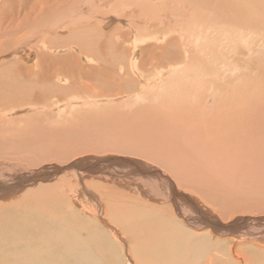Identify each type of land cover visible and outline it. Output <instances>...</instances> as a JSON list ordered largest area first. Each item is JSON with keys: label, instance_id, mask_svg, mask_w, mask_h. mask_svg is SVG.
I'll list each match as a JSON object with an SVG mask.
<instances>
[{"label": "rangeland", "instance_id": "rangeland-1", "mask_svg": "<svg viewBox=\"0 0 264 264\" xmlns=\"http://www.w3.org/2000/svg\"><path fill=\"white\" fill-rule=\"evenodd\" d=\"M3 1L2 0L0 1V3H1L0 4V28L3 27L2 30H0V37H2V38H0V45L7 42V39L10 38L8 36V33H10V32L16 33V31H17L16 36L14 33V36L12 39H14L13 43H15V44L19 43V45H17V47L14 45V46H11V48L8 47L6 50L5 49L3 50V54L0 55V63L1 64L8 63L9 61H13V60L20 61V60H24L26 58L28 64L33 65V63H36L38 61L39 56H41L40 51H42V54L49 56L51 58L52 57L55 58L56 55H58V54H60V57H63V56L67 57L69 55H74L78 58V60L82 64L93 65V59L90 58V56L82 50L81 46L77 43L71 42L73 40H78V39L72 38V40H67L66 38L68 36L70 37L71 32L69 31V29L73 28V29L77 30L80 28L81 29L93 28L95 26L94 24H96L97 27L96 26L95 27L98 30L99 34H103L102 31L109 32L112 30H116V33L114 35L115 38H113V39H114V42L118 46H121V45L123 46L122 50L120 52L122 54V56L118 60L114 59V61L108 63L107 66L110 67L114 63L116 65L115 74L117 76H119V78L122 79V81H123L122 85H125V86L130 85L129 87L128 86L126 87V88H130V89L128 92H127V90H125L123 94L107 95V96L102 95L101 97L100 96L98 97V95L95 96V94H91V93L87 92L85 94L86 99H84L83 94H80L79 97H78V94H72V90H70L71 85L69 84L70 78L67 75L58 74L56 76H53L52 84H54L53 83L54 81L56 84L58 83L57 86L59 85L58 86L59 90L56 91L55 89H50L52 91L51 93L53 95L60 93V97L51 98L54 101V104H53V101L51 99L48 100L45 97L47 99L46 104L44 103L45 101L43 102L45 105H43L42 102L37 104L38 106H40L39 104H42L41 107H38L35 104L36 106L32 105V106H29V108H28L27 106L25 107V105L23 104L24 106L19 105L18 108L16 109V111H13V113L17 112L18 114L12 113V115L10 114L11 115L10 116L9 111L7 112V115L2 114V116H4L2 118V120L4 121L7 119V121H4L3 124H0V134H1L0 135L1 136L0 137V147H2V148H0V161H1L0 162V185L2 186V187L0 186V196H1L0 197V215L10 212V210H8L6 208L7 206H10L12 204L13 205H20L27 198H29V199L33 198V195H35V193L37 194V198L41 197L43 194V192H42L43 189H48V190L50 189L49 191L51 192V190H52V192L51 193L49 192V195L52 197H55L57 203L61 204V200L65 201L64 204H61L60 211L64 212L65 214H68V217L65 218L66 226L68 229L73 231V228H77L78 229V235L80 234L79 230L81 231L83 229V231H82L83 233L81 232V235L85 236L86 238H90L91 240H92L91 237H93L92 241L94 243H96V240L98 237H100V239L104 243H106V241L108 243H110L109 245L112 247V253H113V260L110 262L111 264H142V262H141L142 257H140L139 262H138V258L134 257V254L132 253V248H133L134 244L131 242H133L135 239L139 238L140 240L137 241V243L138 244H145L143 237H145L146 233L149 232V229H150L149 227L145 228V226H146V224H150V223H161V226L159 228H156L157 226L154 227V229L151 228V231L154 230L155 232H156V230L157 231L159 230L158 232H160V230H162L164 228H175V224H176V227H180V228L185 229V230L189 229L188 231L194 235L196 234V232H200L198 234H207V233L211 232L216 240H223L224 241L223 244L226 246L224 248V250H226V248L227 249L229 248V244L227 243V241H230V245L234 247L232 249L236 250L238 248V251L242 250L245 252L248 247H252V248H254V252L260 253L259 258H258V264H262L261 258H263V257H261V252H260V250H261L260 247H264V213L262 212V210L254 208V209H252L253 211L250 210L249 212H245V213L236 212V213L230 215L226 219H224L223 216L221 218L219 212H217V211L215 212V210L211 207V205L209 203L206 202V204H205L204 201L201 200L202 197H199V196L195 195L194 193H189V191H185L183 188H179L178 183L175 180V178L172 176V174L167 169L163 168L160 164L153 163L146 158H138V156L129 155L128 153H124V152L120 153V151H118L120 149L116 148L117 145H115L114 139L109 138V137H103L104 138L103 141L99 140L97 142L98 139L96 140L95 138H93L94 139V141H93V139H92L93 136L91 137L90 133H92L94 130L99 131L103 127L102 124L106 120V114H104L105 115L104 116L103 112H109V113L117 112V113H123V114L125 113V115H126V116H124L123 114H121V116H120V114H119L120 117H118L117 116L118 114L117 115L115 114L116 117H115V119H113L114 121H112L111 124H109L110 127L119 126V124L118 125L116 124L117 123L116 121L119 118L121 119V120H119L121 126H123L124 122H126V124H130L131 121H133V120L139 121V118H142L141 120H144V119L152 118L153 116L154 117L157 116V117L162 118V119L170 118L173 121H174V118H176L175 114H173L169 110V108L166 106V104L164 102H162L161 99H159V97H161L162 95H161V93H159L160 91H159L158 79L161 78V76H162V78L167 77L171 81V82L170 81L167 82L168 84L164 90V93L166 94V92H167L166 90H167L169 84L170 85L177 84L176 83L177 78L178 77L180 78V75L182 74L180 72V69L177 67H174V66L167 69V65L164 64L162 61H156V62H152V63H151V61L148 62V58L143 57L142 53H141L143 48L150 46V45H153L157 48H163L165 45L169 46L171 44L167 41L161 42L160 40H156L155 38L147 37L148 32H149L148 35L154 34L153 31L155 32V30H153L152 28L155 26H158V29L156 32H159V31L168 30L172 25V27L170 29H173V31H171L173 36L171 35V37L175 41V43H173V45L171 46L172 52L175 48L184 50V52H187L188 50H190L192 48L191 49L192 52H194L199 58L196 60H200L202 63H206V64L211 65V68L214 70L213 72H215L216 70L219 69L218 72L220 73L222 78L227 79V80H231V83L234 86V87H232V90L236 89V90H234L236 92L235 94L240 95V93H242V90H243L242 88L244 86H245L244 88H247L248 90L253 91V92H248L250 94V100L252 101V97H255L257 99L255 104L258 105L259 109H262L264 107V104H263L264 100L260 99L259 93H261V91H264V88L262 87L264 85L261 83L264 80V73H263L264 72V35L257 33V35H256V36H258V38H257L252 32H250L249 29H247V30L245 29V31H243V30L238 29V28L236 29L233 26H237V25H235V23L239 22V18L235 17V16L237 14H240L241 11H243V10H241V9H243V6H241V5L248 3V2H252L254 4V7L252 9L253 13L251 15V20H252V22L253 21L257 22V20H259L260 16H261V14L259 12L263 13V16H264V12H263L264 11V0H254V1H252V0H242V1H240V0H237V1L221 0L220 1V0H218V2L219 1L221 3L223 2L221 5H220V2L217 4H216V2L214 3V5H218V6H214L213 4L211 5V3L208 1L205 8L202 7V1H200V0H196V2H193V3L189 2L188 0H182V1H184L183 3H182V1L179 2V0H152L151 2L145 0L147 2L145 5L139 3L138 2L139 0H125L123 10H121V11H113L108 6H106L107 7L106 8L105 5L109 4V2H110L109 0H108L109 2L106 0V3H104L105 2L104 0L98 1L99 3L103 2L102 3L103 5L97 4L98 2H94L97 4V5H95L93 3V1H92V3H91V1H89L90 3L89 2L86 3L87 6H84V5H86L85 0H83V1L78 0L79 4L77 3L78 2L77 0H74L75 2L73 0H70L71 2L66 3L67 5H63L64 7L61 6V8H60V10L65 9L66 12L69 10L68 13H70V14L68 15L66 12H64V10H63V12L61 10V12L58 13L57 17H61L60 20L62 21V27L59 26L61 28H57V26H58L57 25L55 28L50 29L52 31L51 36H48V38H46V40H43L44 39L43 36L46 33L47 34L49 33L48 29L51 27L48 24L49 23L53 24L52 23L53 15H52L51 11H45V12L38 13L39 10L37 8H35L29 16H30V20L34 19L31 22V25H32V23L35 24V22H36V24L31 28H29L28 26L27 27L25 26L26 28L24 30H21L20 28L17 27L18 22L23 20L25 18L26 14H28L30 6L32 4L35 5V4L39 3V0H28V1L26 0L25 1L26 5L21 3V2H24L23 0H20V1L19 0H17V1L13 0V2H17V5L19 4L18 6L13 2L11 3L12 0L11 1L6 0L4 2ZM45 1L46 0H44L42 3L45 4ZM72 2H74V4ZM233 2L234 3L236 2V5L234 6L235 8L229 10L230 9L229 7L233 6V4H234ZM2 3H3V5H2ZM81 3L83 5V7H82ZM119 3H121V5H122V2H119ZM181 3L185 6L182 7L183 5ZM27 4H29L28 5L29 7L27 6ZM227 4H228V7L225 6ZM237 4H239V6H237ZM1 5H2V7H1ZM94 5L96 6V8ZM25 6H26V8H25ZM92 6H94V7H92ZM118 6L121 7L119 4H118ZM18 7H20L21 9ZM81 7L83 8V10L81 9ZM102 7H104V8H102ZM221 7H222V9H224V10H222L223 12H221V10H220ZM32 8H34V7H32ZM105 8L109 11V13H107L108 11H106ZM184 8L186 10H184ZM187 8H188V10H187ZM225 8L226 9L229 8L228 12L230 11L233 14V16L230 15V17L231 16L232 17L231 18L229 17V19H228V15L231 13L230 12L228 13ZM103 9L105 11H103ZM237 9H240L241 11L237 10ZM255 9L258 12L254 13ZM78 10L80 12L81 11L82 12L79 13ZM100 10L103 12H106V13L103 14V12H101ZM98 11L102 14V16ZM72 12L74 14L78 13L77 16H79V14H80L78 19H80V20L84 19L90 25L88 27H86V25H85L86 21H85L83 23H80L78 25V27H75L78 19L76 17V14L73 16ZM7 13H9V14H7ZM71 13H72V16H71ZM110 13H112V14H110ZM226 13H228V15ZM53 14L57 15L55 12ZM82 14L83 15L85 14L84 17L81 16ZM211 14H213V15H211ZM258 14H260V15H258ZM19 15H20V18H18ZM47 15H49L51 17H46ZM89 15H91V17ZM103 15H105V16H103ZM201 16H203V18L201 19L202 23L200 21H198ZM254 16H257V17H254ZM92 17H94V18H92ZM143 17H146V18H143ZM163 17H167V19L165 20V22L162 23L159 19H161ZM258 17H259V19H258ZM86 18L89 20H87ZM223 18H227V19H225V21H224ZM194 19H196L195 22L193 21ZM4 20L6 21V24L3 23ZM14 20H15V22H14ZM39 20L41 21L40 23L37 22ZM92 20H94V21H92ZM106 20H109V21L112 20V21H110V24H108V25H103L102 23H104ZM7 21H9V22H7ZM75 21H76V23H75ZM10 22H11V24H13V27L10 24ZM45 22H46V25H43V24H45ZM91 22H92V24H91ZM192 22H194V23H192ZM259 22H261L260 26H262V28H263V30L261 28V29H259V31L263 32V34H264V27H263L264 24L262 22V17L259 20ZM7 24H9V25L7 26ZM5 25H6V28H4ZM36 25L41 26V27L38 28ZM59 25H61V24H59ZM42 26H47L48 29H43ZM228 26H231V27H228ZM258 26H259V23H258ZM35 27H37L38 29ZM67 28H69V29H67ZM14 29L16 31H13ZM134 29H135V31H137L134 35L139 37V40H141V38H142V40L141 41L138 40L137 43H135V41H133V37L132 38L130 37L131 34H133L132 31H134ZM30 30H32V32H29ZM150 30H151V32H150ZM6 31H8V32H6ZM44 31H46V32H44ZM1 32H3V34ZM68 32H69V34H68ZM27 34L28 35L30 34L32 37L30 35L27 36ZM38 34H39V36H41V38L38 36ZM124 34L129 35L128 39L126 38L127 40H125V41H123V39H122ZM53 35H55V36H53ZM6 36H7V38H6ZM29 37L32 39V42H31V39ZM97 37L100 38V40L103 39V36L96 35V38H95L96 45H97V42H99V40H97ZM168 37H170V36H168ZM19 38H20V40H19ZM27 38H28V40H27ZM60 38H61V40H60ZM33 39H35L36 42ZM188 39H190V42H194L196 39H198V42H194V44L188 43V45H190L188 47V46H186ZM41 40H43V41L41 42ZM177 40L179 42H182V44H178ZM11 41H10V43H12ZM61 41H64V42L61 43ZM85 41L86 40H84L83 43ZM201 41H202V43H200ZM48 42H49V44H48ZM23 43H25V44L27 43V46L20 48ZM33 43H34V45H33ZM54 43L56 44L55 46H53ZM42 44H45V45L47 44V45L42 46ZM176 46H178V48ZM44 47L46 49H43ZM36 48H38V49H36ZM94 48L96 49L97 47H94ZM17 49H19L18 52H21L20 54L18 52L15 53V51ZM56 51L58 52V54ZM67 51H68V53H65ZM111 51H112L111 48H108V52H111ZM136 51H137V53H136ZM11 52H13V53H11ZM10 53H11V55L9 57ZM27 53H29L30 55ZM126 55H127V57H126ZM1 56L4 58H2ZM57 57H59V55ZM129 57H130V59H129ZM85 58H87V61H85ZM110 58H111V56H110ZM134 58H135V60H133ZM229 60H231V61H229ZM144 61H146V62H144ZM136 62L138 65L136 64ZM227 62H228V66L226 64ZM140 65H142L141 71H140L141 68H138ZM250 65H252V66H250ZM253 65H255V66H253ZM134 67H136L137 69ZM145 67L147 69H145ZM179 67L181 68L182 66H179ZM250 67H251V69H250ZM172 68H174V70L169 71ZM175 68H177V70ZM255 68H256V73L254 72L255 74L253 76H251V77H253L252 80H249L250 77H248V75H249L248 72L251 71L252 69H255ZM36 69L38 70V68H36ZM152 74H153V77H152L153 81H151L149 84H147L145 82V80L148 76L150 77ZM30 75H31V73H29L25 79L34 80L36 77L35 74L33 76L32 75L30 76ZM58 77H60V78H58ZM173 77H175V78L173 79ZM185 77H186V75L184 76V78ZM246 78H248V79H246ZM35 80H37V79H35ZM64 80H66V81L69 80V81L64 83ZM250 81H253L254 84H256V86L258 87L257 90L255 89L257 94L254 91L253 86L251 88L246 87V85H248L250 83ZM90 85L95 86V82L94 83L91 82ZM164 86L165 85H163L162 89L164 88ZM99 88L102 89L103 87H99ZM15 89L16 88L14 86L10 87L9 88L10 93ZM146 91H147L148 95H146ZM54 92H56V93H54ZM40 94H42V96H50L51 95V94L49 95V94L45 93L43 90H41L39 92V95ZM172 94H171L170 100L175 99V97H176L174 92ZM72 95H74V97ZM89 95H91V96H89ZM144 95H146V97H144ZM80 97L83 100L80 99ZM110 98H111V100H109ZM61 99H63V100H61ZM47 101L50 102V103L48 102L50 105V108H49ZM51 101H52L53 105H51ZM55 101L57 104L55 103ZM142 101H144V102H142ZM123 102H124V104H123ZM58 104H60V105H58ZM159 104H160V106H159ZM54 105L56 107H58V106L59 107L54 108L55 107ZM89 105H90V107H89ZM102 107L104 109H102ZM13 108H16V107H13ZM22 108H23V110H22ZM25 108L26 109L28 108V109L25 110ZM31 108H37V109L33 110ZM95 108H96V110H95ZM144 108H146V109H144ZM249 108H251V107H249ZM42 109H44V110L42 111ZM157 109H158V111H157ZM32 110L34 112H32ZM98 110H99V114L101 113L100 111H102L101 117L98 115V112H96ZM91 111H92V114L96 113L97 117L99 116L98 117L99 120L96 117L97 122H95L96 121L95 120L96 114H95V116L94 115H92V116L88 115V113H90ZM133 111L134 112L138 111V112H135L136 113V115H135V113H133ZM81 112H83L84 114L83 113L81 114ZM144 112L149 113V114H146V113L143 114ZM131 113L134 115H132ZM150 113H151V117H150ZM26 114H28V115H26ZM76 114L77 115L80 114L79 116H81V117L85 116V117L81 118L83 120V123L81 122L80 117L78 118V116ZM85 114L88 115L87 117L90 116L91 118L90 117L87 118ZM139 114L142 115L143 117H146V118L143 119V117L139 116ZM16 116L19 118H15ZM20 116H22L23 118L21 119ZM25 116H28V117H25ZM147 116H148V118H147ZM5 117H6V119H5ZM92 117L94 118V120ZM135 117H137V118H135ZM154 117L152 118L153 122L155 120ZM17 119H19L18 120L19 123H18ZM43 119H44V121H43ZM76 119H78L79 121ZM150 121H148V122L153 123L152 120H150ZM79 122H81V123H79ZM121 122H123V123L121 124ZM156 122H157V120H155V123ZM97 123L100 124V125L98 124V129L95 127L97 125ZM6 124H8V125H6ZM134 124H135V122H134ZM134 124H132V126H134ZM75 125H78V126H76L78 129L75 127ZM142 125H143V123H142ZM142 125H140L139 127H136L135 129L136 130L139 129V130H137L138 132L141 131L142 130L141 127L143 128ZM21 126H23V127H21ZM83 126L87 127V128H85L84 132H83V128H81ZM79 127L82 130H80ZM24 128H27L28 130L25 129V131H23ZM17 129H19V130H17ZM34 129H36V130H34ZM68 129H69V131H68ZM71 129H72V134H75V135H73L74 137L71 134ZM37 130H38V132H36ZM136 130L134 132L137 133ZM27 131H29V132H27ZM31 131H33L34 133ZM14 132H16V133H14ZM18 132L20 133L21 138L29 139L28 141H30V142L27 143V146L30 145V148L29 147L25 148L27 141H25V142L22 141V143H25L23 149L20 147V145L22 143H21V141H19V140H21V138H19ZM141 132L143 133L144 131H141ZM141 132H139V133L141 134ZM38 133H39V135L43 134L42 139L39 136L37 138L36 135ZM68 133L71 135H68ZM139 133H137V134H139ZM26 134H29L28 137H26L27 136ZM55 134H56V136H55ZM85 134H86V136H88L87 139L84 138ZM8 135H10V136H8ZM21 135H23L25 137H23ZM5 136H8L7 137L8 139H6ZM57 136L59 137V139H57L58 138ZM75 136L76 137L79 136V138L78 137L76 138ZM81 136H83V137H81ZM3 137H4V139H2ZM15 137L16 138L18 137L19 139L16 140ZM30 137H32V138H30ZM43 137H44V140H43ZM47 137H49V138H47ZM62 137H63V140H62ZM10 138H11V140H10ZM36 138L38 140L39 139L40 140L37 141ZM25 139H22V140H25ZM73 140H76V141H73ZM11 141H13V142H11ZM43 141L45 142V145H44ZM40 142H42V143H40ZM64 142H65V144H64ZM70 142H72L73 144ZM77 142H78V146L76 144ZM87 143H88V145H87ZM106 143H107V145H106ZM10 144L11 145L13 144V145L11 146ZM15 144H16V146L19 145L18 146L19 148L17 147L18 151L16 150L17 148L15 149V146H14ZM34 144L35 145L37 144V146L35 147ZM74 144L76 145V148H75ZM31 145H32V147H31ZM89 146L90 147L92 146V147L90 148ZM6 148H7V150H6ZM31 148L33 149V151L30 150ZM36 148H37V150H35ZM66 148H67V150H66ZM73 148L75 150H73ZM19 149H22V150H19ZM24 149H26V151ZM12 150H13V153L17 152L18 154L17 153L11 154ZM38 150H41L44 153L45 156L43 155L42 152H40L42 157H54V155H55V157L61 156V158H62V157H69L70 155L71 156L69 157V160H67V161L65 160L63 162L61 160H59L61 158H58V159L43 158L41 160V159H38V155H37L39 153ZM68 150H69V152L73 151V153L68 154L69 153ZM19 151H22V152L25 151V153L24 152L21 153ZM36 151H38L37 154H36ZM33 152L35 153V155ZM76 152L78 154L79 153H81V154L77 155ZM114 152H116V154ZM27 153H28V155H27ZM40 153H39V157H41ZM46 154H48V156H46ZM9 155H11V156H9ZM13 155H15V156H13ZM33 155L36 157H34ZM28 156L31 157L30 159H33V161L39 160L38 163H40V164L42 163V164L39 166L38 165L31 166L32 165L30 163L31 160L30 159H29L30 161L28 160V158H29ZM23 157H25V158H23ZM26 157H28V158H26ZM206 158H208V157H206ZM45 159H47V160H45ZM62 159H64V158H62ZM27 160H28L29 164H31V165H29L26 162ZM202 161L206 164L211 163V161H206V160H202ZM13 163H15V164H13ZM120 169L121 170L123 169L122 170L123 172ZM157 170L158 171L161 170L162 172H164V174L166 176L169 175L171 177V179L176 182V184H175V182L173 181L174 187L176 188V192H178L182 197L188 198V200L190 197H192L194 202H196L200 208H203V210L205 212V219L208 221V223L211 222L210 225H212V228L210 225H206L208 228H205L202 230H197V229H201L202 226H198V225L194 226L195 224L192 223V219L190 217L188 218L186 214L184 216H182L183 215L182 211L180 212V214H179L178 209L176 211L177 214L172 212V210L169 206L171 204L175 205V203L173 202V198H171V196H169V200H167L164 195H162V196L160 195V193H163V192L159 191L160 183L163 182V179L157 178V177H159V173ZM131 171H132V173H131ZM113 173H115L116 175ZM75 175L76 176L80 175L79 177H82V178L75 177ZM73 177H75V178L73 179ZM135 177H137V179L134 180ZM159 181H161V182H159ZM162 187H164L166 189L165 185H162ZM162 187H160V188H162ZM54 188H57L61 193L67 192L68 195L67 194H65V195L69 196V198L66 197L63 199L62 197H60V198L56 197L57 194L53 192ZM8 189H11V190L8 191ZM168 189H169V186L167 185L166 190H168ZM135 190L138 191V196H136ZM165 193H167V192H165ZM152 194L161 196L164 200H158V201L166 202V203H163L165 206L163 207V205H161L162 202H156L155 203L156 200L151 198ZM183 194H186V195H183ZM59 195L62 196V194H59ZM133 196L136 197L137 199L138 198L140 199V201H139V199L137 200L140 205L138 204V206H137L136 204L129 202V200H127L129 197H133ZM22 200H23V202H22ZM181 201L184 202V200H181ZM181 201L179 200L181 207H180L179 202H176L175 206L177 208H179V207L184 208V205L182 204ZM145 204L155 205V207L157 209L155 207H151V206H148ZM166 205L169 209L166 207ZM189 206L191 207V204ZM194 206L195 205H193V207ZM4 207L6 208V210H4ZM162 207L164 209H162ZM204 207H205V209H204ZM161 209L167 213L169 212L168 213L169 215H167V213H165V215H161V213H162ZM166 210H168V211H166ZM155 212H157V213H155ZM37 213L38 212H36V215H35L36 218L39 217L37 215ZM151 213H153V214L151 215ZM170 213H172V215ZM115 215L119 219L123 220V222H121V223L120 222H117V223L114 222L112 218L115 217ZM166 215H167V217H166ZM126 218H127V220H126V222H124V220ZM157 220H159V221H157ZM215 220H216V224L218 223V225H219V226L216 225V227H217L216 229H214V227H213L215 225ZM160 221H162V222H160ZM86 225H87V227H86ZM59 227H60L59 230L62 231V226H59ZM143 228H144L145 232H144ZM115 229L118 231V233H117V231H115ZM93 230H94L93 236H90L89 234ZM49 232H51V231H49ZM48 233H46V235ZM178 233H181L182 237H186L181 241V246L183 245L182 242L185 241L186 239H188L186 241L187 242L189 241L188 243H190V245L193 248H190V250H188V252H187V249H185L183 247V250H181L180 255H178V257H180V258L178 259V257H177V259H176V261L179 260V261H177L176 264L180 263V261L182 262L180 264H206L207 263L206 261H209V259H208L209 256L211 258L212 255H210V253L207 252L206 250H204V251L202 250L203 248L201 247V245H202L201 242L199 240H198L199 241L198 242L195 238L192 237L193 235H191V234L188 235V233H184L181 231H178ZM150 234H152V233H150ZM217 238H219V239H217ZM153 239H155V237L152 238L151 240H153ZM41 240L44 241L45 238H41ZM204 240L206 242L210 241L208 236ZM186 241L184 244H187ZM212 243L218 245L215 240H212ZM38 244L40 246V249L37 248ZM56 244L58 245V247L60 245H63V244L66 245V241L65 242L60 241ZM196 244H197V246H196ZM242 244H245L244 246L246 248ZM131 246H132V248H131ZM62 247L63 246H61V248H58L55 250V249H52V248H55V245H51V244L47 245L44 243H34V251L35 252H38L40 250L43 251V249H44V251L46 250L45 255H52V256H55L57 258H62L60 253H59V251L62 249ZM199 247L202 248V249L200 248L201 251H198ZM195 248L198 249V250H196L197 252L195 251ZM255 248H257V249L259 248L260 250L259 249L256 250ZM192 249H194V250H192ZM209 251L212 253L211 245H210ZM98 252H99V255H102V257H103V256H106V252H107V255L109 256V254L111 253V250H106V252L105 251H102V252L98 251ZM4 254H5L4 252H0V264H4V263L8 262L12 258V255H9V254H8L9 257L6 258V256ZM156 255H157V258L159 259L160 254L157 253ZM193 255H195V256H193ZM188 256H189V258H188ZM65 257H67V256H65ZM165 258H168V256H166ZM187 258L189 259L188 261H187ZM98 259H100V258H98ZM104 259H106V258L104 257ZM170 260H171L170 263H172V259H170ZM184 260H185V262H184ZM227 260H228V264H233L230 262L229 259H227ZM236 260L240 261L242 259H239L236 257ZM165 261H169V260H165ZM65 262L67 264H72V263H69L67 261V259ZM148 264H149V262H148ZM240 264H247V263H245V261H242V263H240Z\"/></svg>", "mask_w": 264, "mask_h": 264}, {"label": "bare ground", "instance_id": "bare-ground-1", "mask_svg": "<svg viewBox=\"0 0 264 264\" xmlns=\"http://www.w3.org/2000/svg\"><path fill=\"white\" fill-rule=\"evenodd\" d=\"M4 1H6V0H4ZM23 1L24 2H21V3L26 5V3H25L26 0H23ZM43 1L44 0H39V3H37L35 5L32 4L30 6L29 12H28V14H26L25 18L19 22L17 21L18 22L17 27L20 28L21 30H24L27 26L29 28H31L36 24V22H35V24L32 23V25H31V22L34 19L30 20V16H29L35 8H37L39 10L38 13L45 12V11H51L52 15H53V21H52L53 24H51V23L48 24V25H50L51 28L48 29L47 26H42L43 29L49 30V33L48 34L46 33L43 36V38H44L43 40H46V38H48V36H51L52 31L50 29L55 28L57 25H58L57 28L62 27V21L60 20L61 17H57L58 13L61 12V10H62V9L60 10L61 6L64 7L63 5H67L66 3L71 2V1L70 0H46L45 4L42 3ZM85 1H86L85 2V4H86L89 1H91V3L93 1V3H94V2L101 1V0H85ZM104 1H105L104 3H106V0H104ZM109 1H108L109 4L105 5V7L108 6L113 11L123 10L125 0H109ZM147 1L151 2L152 0H147ZM181 1L182 0H179V2H181ZM188 1L192 2V3L196 2V0H188ZM200 1H202V7L205 8L208 1L211 3V5L212 4L214 5L215 2L217 4L221 0L219 2H218V0H200ZM232 1H237V0H232ZM240 1H242V0H240ZM252 1H254V0H252ZM12 2H13V0L11 1V3ZM74 2H72V3L74 4ZM119 2H122V5ZM138 2L141 4H144V5L147 3L145 0H139ZM183 2L184 1H182V3ZM13 3H15L17 5V2H13ZM77 3L79 4V1ZM102 3L103 2H101V3L98 2L97 4H102ZM222 3L220 2V5ZM29 4H27V6ZM94 4L97 5L96 3H94ZM118 4L121 7H119ZM2 5H3V3H2ZM2 5H1V7H2ZM81 5H82V3H81ZM235 5H236V2L233 4V6L229 7L230 9L229 8L228 9L231 10V9L235 8L234 7ZM84 6H87V4ZM94 6H92V7H94ZM184 6L185 5H183L182 7H184ZM214 6H218V5H214ZM225 6L228 7V4ZM237 6H239V4H237ZM241 6H243V9H241L243 11H241L240 9H237V10H240L241 13L237 14L236 16L234 15L235 17L239 18V22L235 23V25H237V26H233L232 24L231 25L234 28H236V29L238 28V29H241L243 31H245V29L246 30L249 29L250 32H252L255 36L257 35V33L264 35L263 32L259 31V29L262 28V26H260L261 22H259L261 17H262V22L264 24L263 13L259 12L261 14L260 19L258 17L259 20H257V22L253 21L254 22L253 23L251 20V15L253 13L252 9L254 7V4L252 2H248V3H245ZM32 7H34V8H32ZM82 7H83V5H82ZM82 7H81V9L83 10ZM18 8H20V7H18ZM25 8H26V6H25ZM95 8H96V6H95ZM102 8H104V7H102ZM228 9H226L227 12H228ZM63 10H64V12H66L65 9H63ZM63 10H62V12H63ZM184 10H186V9L184 8ZM187 10H188V8H187ZM220 10H221V12H223L222 10H224V9H222V7H221ZM68 11L66 13L69 15L70 13H68ZM103 11H105V10L103 9ZM103 11H101V12H103ZM106 11H108V10L106 9ZM54 12L57 15H54L53 14ZM81 12L79 11V13H81ZM255 12H258V11H256V9H255L254 13ZM72 13H71V16H72ZM104 13H106V12H103V14ZM107 13H109V11ZM228 13H226V14L228 15ZM230 13L231 14L228 15V19H229L230 15L233 16L232 12H230ZM7 14H9V13H7ZM75 14H76V17L78 19L80 14H79V16H77L78 13H75ZM75 14L73 13V16ZM110 14H112V13H110ZM260 14H258V15H260ZM84 15L82 14L81 16L84 17ZM211 15H213V14H211ZM89 16L91 17V15H89ZM101 16H102V14H101ZM103 16H105V15H103ZM257 16H254V17H257ZM46 17H51V16L47 15ZM18 18H20V15ZM92 18H94V17H92ZM143 18H146V17H143ZM202 18H203V16H201L198 20L201 23H202V21H201ZM166 19H167V17H163L159 20L163 23V22H165ZM223 19L225 21V19H227V18H223ZM87 20H89V19H87ZM195 20L196 19H194L193 21L195 22ZM4 21H3V23L6 24V21L5 22ZM85 21L86 20H84V19H81V20L78 19L77 23L75 21V23H76L75 27H78V25L80 23H83ZM92 21H94V20H92ZM110 21H112V20H110ZM110 21L106 20L102 24L108 25V24H110ZM7 22H9V21H7ZM14 22H15V20H14ZM37 22L40 23L41 21L39 20ZM194 22H192V23H194ZM258 23H259V26H258ZM10 24H11V22H10ZM59 24H61V25H59ZM91 24H92V22H91ZM8 25L9 24H7V26ZM11 25L13 27V24H11ZM43 25H46V22ZM85 25H86V27H88L90 24L86 21ZM94 25L96 26V24H94ZM59 26H61V27H59ZM37 27L39 28L41 26H37ZM37 27H35V28H37ZM94 27L93 28H83V29L80 28L77 30H75L73 28L72 29L67 28V29H69L71 34H70V37L68 36L66 38L67 40H72V38L78 39V40H73L71 42L77 43L81 46L82 50L86 54H88L90 56V58L93 59V65L82 64L78 60V58L74 55L68 54L69 56H67V57L66 56L60 57V54H58V52H57L58 50L56 52L59 55V57H57L58 55H56L55 58H53V57L51 58L49 56H46V55L42 54V51L39 50L41 53L40 54L41 56H39L38 61L36 63H33V65L28 64L26 58L25 59L23 58L24 60H20V61L13 60V61H9L8 63H4V64L0 63V124H3L4 121H7L6 117H5L6 120H4V121L2 120V118L4 117V116H2V114L7 115V112L9 111L10 112L9 115L10 114L12 115L13 111H16V109L18 108L19 105L24 104L25 107L27 106L28 108H29V106H32V105L34 106L35 104L37 105L38 103H41V102L43 105H45L47 99L49 100V99L54 98V97H60V93L53 95L51 93L52 91L50 90V89H55L56 91L59 90V87H58L59 85L57 86L58 83L56 84L54 81L53 82L54 84H52L53 76H56L58 74L67 75L70 78L69 84L71 85L70 90H72V94H78V97L80 96V94H83L84 99H86L85 94L87 92L91 93V94H95V96L98 95V97L99 96L101 97L102 95H106V96L107 95H119V94H123L125 90H127V92L129 91L130 88H126V87L127 86L129 87L130 85H127V86L122 85L123 84L122 79L119 78V76H117L115 74L116 65L113 63L112 66H110V67L107 66L108 63L114 61V59L118 60L122 56V54L120 52H121L123 46L121 44H120L121 46H118L114 42V39H113V38H115L114 35L116 33V30H112L109 32L102 31L103 34H99L98 30L96 29L97 26L95 28ZM171 27H172V25H171ZM228 27H231V26H228ZM2 28H0V30H2ZM4 28H6V25L4 26ZM170 28L168 30H165V31L156 32L158 29V26H155L152 29L155 30L156 33L154 31H153L154 34L148 35L149 32L147 33V37L155 38L156 40H160L161 42L167 41V42L171 43L169 46L165 45L163 48H157L153 45H150V46L143 48L141 53H142L143 57L148 58V62L151 61V63H152V62H156V61H162L164 64L167 65V69L174 66V67L179 68L180 72L182 73L180 75V78L177 76L178 77L177 81H176L177 84H175V85L169 84V86L166 90L167 91L166 94L164 93V90L168 84L167 82L170 81L169 78H167V77L162 78V76H161V78L158 79L159 91H160L159 93H161V95H162L161 97H159V99H161V101L166 104V106L169 108V110L173 114H175L176 118H174V121L170 118H168L169 119L168 120V119L159 118L157 116L156 117L153 116L155 118V120H157V122L155 123V120L153 122V119H152L153 117L149 118V119H144L146 117H143L142 115H140L142 113L141 112L139 114V116L143 117L144 120H141L142 118L138 117L139 121L133 120V121H131L130 124H126V122H124V123L121 122V124L123 123V126H121L120 121H119L121 119L119 118L116 121L117 122L116 124L117 125L119 124V126L110 127L109 124H111V122L114 121L113 119H115L116 115L118 114L117 116L120 117L121 114H123V113L113 112L114 113L113 114V113H109V112H103V115L106 114V120L102 124L103 127L99 131L94 130L92 133H90L91 132L90 131L89 132L90 136L91 137L93 136L92 139L93 138H95L96 140L98 139L97 142L99 140L103 141L104 140L103 137L112 138L115 141V145H117L116 148L120 149V150H118V151H120V153L121 152L128 153L129 155L138 156V158H146L153 163L160 164L163 168L167 169L172 174V176L177 181L179 188H183L185 191H189V193H194L195 195L202 197L201 200L204 201L205 204H206V202L209 203L211 205V207L215 210V212L216 211L219 212L221 218L223 216L224 219H226L230 215H232L236 212L245 213V212H249L250 210H252L254 208L262 210V212L264 213V211H263L264 210V107L262 109L258 108V105L255 104V102L257 101V99L255 97H252V101L250 100V94L248 92H253V91H250L247 88H244L245 86L242 88L243 90H242V93H240V95L235 94L236 92L234 90H236V89L232 90V87H234V86L231 83V80H227V79L222 78V76L218 72L219 69L218 70L215 69L216 71L213 72L214 70L211 68V65L206 64V63H202L200 60H196L199 58L194 52H192V50H191L192 48L190 50H188L187 52H184V50L175 48L172 52L171 46L173 45V43H175V41L171 37V35H172L171 31H173V29H170ZM135 29H134V31H132L133 34H131L130 37L131 38L133 37V41H135V43H137V41L139 40V37L134 35L137 32V31H135ZM262 30H263V28H262ZM13 31H16V30L14 29ZM6 32H8V31H6ZM29 32H32V30H30ZM44 32H46V31H44ZM150 32H151V30H150ZM1 33L3 34V32H1ZM14 33L13 32L8 33V36L10 38L7 39V42L0 45V55L3 54L4 49L6 50L8 47L11 48V46H14V45L17 47V45H19V43L17 41L16 42L18 44L13 43L14 39H12V38L14 36ZM16 33H17V31H16ZM16 33H15V36H16ZM68 34H69V32H68ZM95 34L98 36H103L102 40H100V38L97 37V40H99V42H97V45L95 42L96 41L95 40V38H96ZM29 35L27 34V36H29ZM38 36H39V34H38ZM53 36H55V35H53ZM128 36H129L128 34H124L122 37L123 41L127 40ZM168 36H170V37H168ZM39 37L41 38V36H39ZM256 37L258 38V36H256ZM0 38H2V37H0ZM6 38H7V36H6ZM19 40H20V38H19ZM27 40H28V38H27ZM33 40H35V39H33ZM43 40H41V42ZM60 40H61V38H60ZM84 40H86V41L83 43ZM141 40H142V38H141ZM141 40H139V41H141ZM10 41L12 43H10ZM31 42H32V39H31ZM35 42H36V40H35ZM62 42H64V41H61V43ZM194 42H198V39H196ZM194 42H190V39H188L187 44L186 43L185 44H186V46L189 47L190 45H188V43L194 44ZM200 43H202V41ZM48 44H49V42H48ZM178 44H182V42L178 41ZM33 45H34V43H33ZM46 45L42 44V46H46ZM55 45L56 44L54 43L53 46H55ZM26 46H27V43L26 44L23 43L20 48L26 47ZM94 47H97V48L95 49ZM176 47L178 48V46H176ZM108 48H111L112 51L108 52ZM19 49H17L15 51V53L18 52ZM36 49H38V48H36ZM43 49H46V48L44 47ZM137 51H136V53H137ZM11 53H13V52H11ZM11 53L9 54V57H10ZM18 53L20 54L21 52H18ZM65 53H68V51ZM27 54H29V53H27ZM110 56H111V58H110ZM126 57H127V55H126ZM2 58H4V57H2ZM129 59H130V57H129ZM133 60H135V58ZM85 61H87V58H85ZM229 61H231V60H229ZM137 62H136V64H137ZM144 62H146V61H144ZM226 64L228 66V62ZM179 66H182V67L180 68ZM250 66H252V65H250ZM253 66H255V65H253ZM35 67L38 68V70ZM134 68H136V67H134ZM138 68H141L140 69V71H141L142 65H140ZM177 68H175V69L177 70ZM145 69H147V68L145 67ZM250 69H251V67H250ZM173 70H174V68L170 69L169 71H173ZM254 72L256 73V68L252 69L251 71L248 72V74H249L248 77L251 78V79L249 78V80H252L253 77H251V76H253L255 74ZM29 73H31L32 76L35 74V76H36L35 79H37V80L25 79ZM185 75H186V77L184 78ZM152 77H153V74L150 77L148 76L146 78L145 82L147 84H149L151 81H153ZM175 77H173V79ZM58 78H60V77H58ZM246 79H248V78H246ZM67 81H69V80H67ZM67 81L64 80V83ZM91 82L92 83L95 82V86L97 88L93 85H90ZM261 83L264 85V80ZM163 85H165V86L162 89ZM12 86H14L16 89L10 93L9 88ZM252 86L254 88V91H255V89L257 90L258 87L256 86V84H254L253 81H250V83L248 85H246V87H250V88ZM99 87H103L104 89L103 88L101 89ZM262 87L264 88V86H262ZM41 90H43L45 93H47L49 95L51 94V95L50 96H42V94L39 95V92ZM173 92H174L176 97H175V99L170 100L171 94ZM54 93H56V92H54ZM256 94H257V92H256ZM146 95H148L147 91H146ZM146 95H144V97H146ZM72 96L74 97V95H72ZM89 96H91V95H89ZM259 96H260L261 100H264V91H261V93H259ZM80 99H82V98L80 97ZM61 100H63V99H61ZM109 100H111V98ZM52 101H51V105L54 104V101H53V104H52ZM48 102L49 101H47V103ZM142 102H144V101H142ZM49 103H48V105H49ZM55 103H56V101H55ZM42 104H39L40 106H38V105L37 106L41 107ZM123 104H124V102H123ZM263 104H264V102H263ZM58 105H60V104H58ZM159 106H160V104H159ZM13 107H16V108H13ZM58 107L55 106L54 108H58ZM89 107H90V105H89ZM249 107H251V108H249ZM49 108H50V105H49ZM27 109L25 108V110H27ZM31 109L34 110L37 108H31ZM102 109H104V108L102 107ZM144 109H146V108H144ZM22 110H23V108H22ZM33 110H32V112H34ZM43 110L44 109H42V111ZM95 110H96V108H95ZM138 111H135V112H138ZM157 111H158V109H157ZM96 112H98V115L101 117L102 111H100L101 112L100 114H99V110ZM135 112L133 111V113H135ZM15 113H17V112H15ZM15 113H13V114H15ZM82 113L83 112H81V114ZM90 113H88V115H91V116L94 115L95 116V114H96V113L92 114V111ZM145 113L146 112H144L143 114H145ZM119 114H120V116H119ZM146 114H149V113H146ZM26 115H28V114H26ZM79 115L80 114H78L77 116H78V118L80 117V119L82 117H85V116L81 117ZM88 115H86V117ZM123 115L126 116L125 113ZM132 115H134V114H132ZM135 115H136V113H135ZM17 116L15 118H19ZM20 117H21V119L23 118L22 116H20ZM25 117H28V116H25ZM89 117H87V118H89ZM96 117H97V114L95 116V120H96L95 122H97V118H98V117L97 118ZM150 117H151V113H150ZM135 118H137V117H135ZM147 118H148V116H147ZM18 120L19 119H17V121ZM76 120H78V119H76ZM93 120H94V118H93ZM98 120H99V118H98ZM150 120H152L153 123H150L151 122ZM43 121H44V119H43ZM148 121H150V122H148ZM81 122L83 123L82 119H81ZM81 122H79V123H81ZM134 122H135V124H134ZM18 123H19V121H18ZM142 123H143V125H142ZM98 124L99 123H97V125L95 124L96 125L95 127L97 129H98ZM132 124H134V126H132ZM6 125H8V124H6ZM140 125L143 126V128L141 127V129H142L141 131H144L143 133L141 131H139V132H141V134L137 131L139 129H137V130L135 129L136 127H139ZM76 126H78V125H75V127ZM21 127H23V126H21ZM81 128H83V132H84L85 128H87V127L83 126ZM81 128H80V130H82ZM25 129H27V128H24V130L23 129L22 130L25 131ZM69 129H68V131H69ZM134 129L139 134L134 132L135 131ZM17 130H19V129H17ZM34 130H36V129H34ZM27 132H29V131H27ZM31 132H33V131H31ZM36 132H38V130ZM14 133H16V132H14ZM71 134H72V129H71ZM71 134L68 133V135H71ZM26 135H27L26 137H28L29 134H26ZM40 135L38 133L36 136H37V138L39 136L42 139L43 134H40ZM73 135H75V134H72V136ZM8 136H10V135H8ZM8 136H5L6 139H8L7 138ZM18 136H19V138H21L20 133ZM21 136H23V135H21ZM55 136H56V134H55ZM83 136H81V137H83ZM23 137H25V136H23ZM77 137L79 138V136H77ZM87 137L88 136H86V134H85L84 138L87 139ZM19 138L17 137L16 140ZM30 138H32V137H30ZM47 138H49V137H47ZM2 139H4V137ZM22 139H25V138H21V140H19V141H21V143H22V141H24V142L27 141L25 148H27V147L30 148V145L27 146V143L30 142V141H28L29 139H27V138H26L27 140L26 139L22 140ZM57 139H59V137ZM10 140H11V138H10ZM39 140L37 139V141H39ZM43 140H44V137H43ZM62 140H63V137H62ZM73 141H76V140H73ZM93 141H94V139H93ZM11 142H13V141H11ZM40 143H42V142H40ZM70 143H72V142H70ZM64 144H65V142H64ZM76 144L78 146V142ZM24 145H25V143H22L20 145V147L23 149ZM32 145H31V147H32ZM44 145H45V142H44ZM87 145H88V143H87ZM106 145H107V143H106ZM14 146L16 149L19 145L16 146V144H15ZM36 146H37V144L35 145V147ZM0 148H2V147H0ZM18 148L16 149L17 151H18ZM75 148H76V145H75ZM22 149H19V150H22ZM6 150H7V148H6ZM24 150L26 151V149H24ZM30 150L33 151L32 148ZM35 150H37V148ZM66 150H67V148H66ZM73 150H75V149L73 148ZM25 151H23V152L25 153ZM38 151H39V153L42 152L41 150H38ZM38 151H36V154ZM19 152L23 153L22 151H19ZM68 152H69V150H68ZM16 153H13V150H12L11 154H16ZM28 153H27V155H28ZM39 153L37 154L38 159H41V160L43 158H48V159L61 158V156L55 157V155H54V157H42L41 153H40L41 157H39ZM72 153H73V151L69 152L68 154H72ZM114 153L116 154V152H114ZM79 154H81V153H79ZM79 154L77 153V155H79ZM34 155H35V153H34ZM43 155H44V153H43ZM9 156H11V155H9ZM13 156H15V155H13ZM46 156H48V154H46ZM28 157H26V158H28ZM34 157H36V156H34ZM69 157H62L64 159L61 158L59 160H61L62 162L65 160L67 161V160H69ZM206 157H208V158H206ZM23 158H25V157H23ZM30 158L31 157H29L28 160ZM28 160L26 162L29 164ZM30 160L29 161L32 165L31 164H29V165H31V166H35V165L39 166L42 164V163L41 164L38 163L39 160H34V161H33V159H30ZM45 160H47V159H45ZM202 160L211 161V163L206 164ZM13 164H15V163H13ZM131 173H132V171H131ZM158 173H159V177H157V178L163 179V182L159 181V182H161L160 187H162V185H165L166 189H167V185L169 186L168 190H166L164 187H162V188L159 187V191L163 192V193H160V195L161 196L164 195L167 200H169V196H171V198H173V202L175 203V205H176V202H179V200L180 201L184 200V202L181 201L182 204L184 205V208H180L181 207L180 202H179V204H180L179 208H177L174 204H171L169 207L171 208L172 212L177 214L176 211L178 209L179 214H180V212L182 211L183 212L182 216H184L186 214L188 218L190 217L192 219V223L195 224L194 226H197V225L202 226L201 229H197V230H202V229L208 228L206 225H210L211 222L208 223V221L205 219V212H204L203 208H200L197 205V203L194 202L192 197H190L188 200V198H184L178 192H176V188L174 187V184H173L175 181L172 180L169 175L166 176L164 174V172H162L161 170H159ZM113 174H115V173H113ZM79 176L75 175V177H79ZM75 177H73V179ZM79 178H82V177H79ZM135 179H137V177H135L134 180ZM175 184H176V182H175ZM9 190H11V189H8V191ZM49 190L43 189L42 190V192H43L42 196L38 197V198H37V194L35 193V195H33V198H30V199L27 198L24 202L22 200L23 203L20 205H13L12 204V205L7 206V207L5 206L8 210H10V212L0 215V252H4L5 253L4 255L6 256V258L9 257V255H12V258L10 259V261H8L4 264H67L65 262L66 259L69 263H72V264H111L110 262L113 260V253H112V247L109 245L110 243H108L107 241H106L107 244L104 243L100 239V237H98L96 240V243H94L92 241L93 237H91L92 238V240H91L90 238H86L85 236L81 235V232L83 231V229L81 231L79 230V233H80L79 235H78V229L77 228H73V231L68 229L66 226V222H65V218L68 217V214H65L64 212L60 211V206H61V204H64L65 201L61 200V204L57 203L55 197H52L49 195V192H50ZM51 192H52V190H51ZM53 192L57 194L56 197H58V198H60V197H62L63 199L66 197L69 198V196H67L68 195L67 192L61 193L57 188H54ZM165 192H167V193H165ZM135 193H136V196H138L137 190H135ZM59 194H62V196H60ZM65 194H67V195H65ZM183 195H186V194H183ZM161 196L152 194L151 198L156 200L155 203L156 202H162V201H158V200H164ZM138 199L133 196V197H129L127 200H129V202H132L138 206V204H139L137 201ZM139 201H140V199H139ZM163 203H166V202L161 203V205H163V207H164L165 205ZM190 204H191V207L189 206ZM192 204L195 206L193 207ZM145 205L155 207V205H150V204H145ZM5 207H4V210H6ZM163 207H162V209H164ZM166 207H167V205H166ZM204 209H205V207H204ZM166 211H168V210H166ZM36 212H38L37 213V215L39 216L38 218L35 217ZM155 213H157V212H155ZM165 213H167V212L162 210L161 215H165ZM168 213H167V215H169ZM152 214L153 213H151V215ZM170 214L172 215V213H170ZM167 215H166V217H167ZM112 219L116 223L117 222H120V223L123 222V220L116 217V215ZM126 220H127V218L124 220V222H126ZM157 221H159V220H157ZM160 222H162V221H160ZM216 225L219 226L218 223L216 224V220H215V225L213 226L214 229L217 228ZM59 226H62V231L59 230L60 229ZM160 226H161V223L146 224L145 228L149 227L150 229H149V232L146 233L145 237H143L145 244H138L137 243V241L140 240L139 238H137L139 235L136 237L137 239H135L133 242H131L134 244L133 248L131 246L132 253L134 254L135 258H138V262L140 261V257H142V259H141L142 264H148V262H149V264H176L177 261H179V260L176 261V259H177L178 255H180L181 250H183V247L185 249H187V252H188V250H190V248H193L190 245V243H188L189 241L188 242L186 241L188 239L185 240L187 244H184L185 241H183L182 242L183 245L181 246V241L186 237H182V234L178 233V231H181L184 233H188V235H190L191 233L188 231L189 229L185 230V229H182L180 227H176V224H175V228H164V229L160 230V232H158L159 230L158 231L156 230V232L154 230L151 231V228H153V229H154V227L159 228ZM210 226L212 228V225H210ZM86 227H87V225H86ZM143 230H144V228H143ZM49 231H51V232H49ZM115 231H117V230L115 229ZM144 232H145V230H144ZM46 233H48V234L46 235ZM93 233H94V230L91 231L89 235L93 236ZM117 233H118V231H117ZM150 233H152V234H150ZM198 233H200V232H196L195 235L194 234H191V235H193L192 237L195 238L197 241L199 240L201 242V244H202L201 247L203 249L201 247H199V250L195 248V251L196 250L201 251L200 250V248H201L203 251L206 250L207 252L210 253V255H212L211 258L209 256V258H208L209 261H206L207 262L206 264H228L227 259H229L230 262L233 264H240V263H242V261H245V263H247V264H258V258H259L260 253L254 252V248L248 247L245 252L242 250L238 251V248L236 250L232 249L234 247L230 245V241H227V243L229 244V248L228 249L226 248V250H224V248L226 247L223 244L224 241L223 240H216L211 232H209L207 234H198ZM207 236L209 237V240H210L209 242L208 241L206 242L204 240L205 238H207ZM154 237H155V239L151 240ZM41 238H45V240L43 241V240H41ZM217 239H219V238H217ZM212 240H215L218 245L213 244ZM60 241H63V242L66 241V245L63 244V245H60L58 247V245L56 243H58ZM34 243H44L47 245H49V244L55 245V248H52L55 250L58 248H61V246H63L62 249L59 251L62 258H57V257L52 256V255H45L46 250L44 251V249H43V251L40 250L38 252H35L34 251ZM210 245H211L212 253L209 251ZM242 245L244 246L245 244H242ZM196 246H197V244H196ZM37 248L40 249L39 244L37 245ZM260 248H261V250L259 248L258 249L261 252V257H263V258H261L262 264H264V255H263L264 254L263 253L264 247H260ZM255 249L258 250L257 248H255ZM106 250H111V253L109 254V256L107 255ZM192 250H194V249H192ZM98 251H100V252L105 251L106 256L102 257V255H99ZM157 253L160 254L159 259L157 258V255H156ZM65 256H67V257H65ZM166 256H168V258H165ZM193 256H195V255H193ZM104 257L107 260L104 259ZM236 257L239 259H242V260L237 261ZM98 258H100V259H98ZM179 258L180 257H178V259ZM188 258H189V256H188ZM188 258H187V261L189 260ZM170 259H172V263H170V261H171ZM165 260H169V261H165ZM184 262H185V260H184ZM180 263H182V262L180 261ZM180 263H178V264H180Z\"/></svg>", "mask_w": 264, "mask_h": 264}]
</instances>
